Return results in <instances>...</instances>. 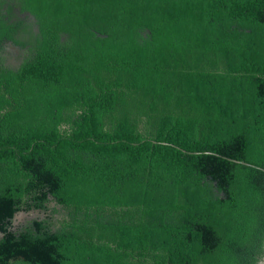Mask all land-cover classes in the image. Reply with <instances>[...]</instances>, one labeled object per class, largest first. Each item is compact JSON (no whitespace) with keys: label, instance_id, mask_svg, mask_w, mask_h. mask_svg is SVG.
<instances>
[{"label":"trees","instance_id":"1","mask_svg":"<svg viewBox=\"0 0 264 264\" xmlns=\"http://www.w3.org/2000/svg\"><path fill=\"white\" fill-rule=\"evenodd\" d=\"M20 1L39 35L0 65V264H258L264 0Z\"/></svg>","mask_w":264,"mask_h":264},{"label":"flooded vegetation","instance_id":"2","mask_svg":"<svg viewBox=\"0 0 264 264\" xmlns=\"http://www.w3.org/2000/svg\"><path fill=\"white\" fill-rule=\"evenodd\" d=\"M21 5L20 0H0V20L14 26L0 40V65L18 67L39 35L38 19Z\"/></svg>","mask_w":264,"mask_h":264},{"label":"water","instance_id":"3","mask_svg":"<svg viewBox=\"0 0 264 264\" xmlns=\"http://www.w3.org/2000/svg\"><path fill=\"white\" fill-rule=\"evenodd\" d=\"M233 161L237 162V163H241V164H245V165H251V166H254L248 162H245V161H242V160H236V159H232ZM261 169L264 170V168L262 167H259ZM221 195H223V193H221ZM44 213L43 212H40L38 210L36 211H31L29 214H25L23 212H20L18 215H17V219L22 217V216H26V217H36V216H43ZM0 236H3V233L0 231ZM258 264H264V257L262 258V260L258 263Z\"/></svg>","mask_w":264,"mask_h":264},{"label":"rangeland","instance_id":"4","mask_svg":"<svg viewBox=\"0 0 264 264\" xmlns=\"http://www.w3.org/2000/svg\"><path fill=\"white\" fill-rule=\"evenodd\" d=\"M23 217H26V216H22V217H20V218H18V219H22Z\"/></svg>","mask_w":264,"mask_h":264}]
</instances>
